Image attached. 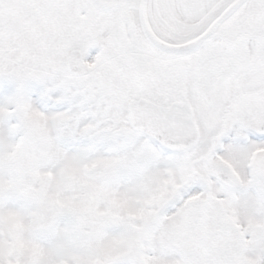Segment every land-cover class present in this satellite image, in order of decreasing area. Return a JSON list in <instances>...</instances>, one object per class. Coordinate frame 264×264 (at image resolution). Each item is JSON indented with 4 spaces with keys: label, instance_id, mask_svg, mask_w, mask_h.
I'll use <instances>...</instances> for the list:
<instances>
[{
    "label": "snow or ice",
    "instance_id": "6c2138e0",
    "mask_svg": "<svg viewBox=\"0 0 264 264\" xmlns=\"http://www.w3.org/2000/svg\"><path fill=\"white\" fill-rule=\"evenodd\" d=\"M0 264H264V0H0Z\"/></svg>",
    "mask_w": 264,
    "mask_h": 264
}]
</instances>
